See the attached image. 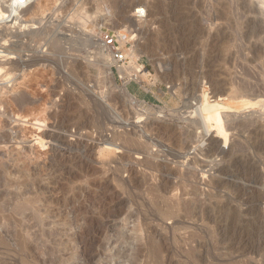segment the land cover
<instances>
[{
    "label": "rangeland",
    "instance_id": "374dc122",
    "mask_svg": "<svg viewBox=\"0 0 264 264\" xmlns=\"http://www.w3.org/2000/svg\"><path fill=\"white\" fill-rule=\"evenodd\" d=\"M31 1L35 15L0 21V92L14 109L30 98L13 172L33 169L38 199L0 264H264V0ZM108 33L135 51L130 71ZM220 98L225 130L207 137L195 110Z\"/></svg>",
    "mask_w": 264,
    "mask_h": 264
},
{
    "label": "bare ground",
    "instance_id": "6f19581e",
    "mask_svg": "<svg viewBox=\"0 0 264 264\" xmlns=\"http://www.w3.org/2000/svg\"><path fill=\"white\" fill-rule=\"evenodd\" d=\"M31 0H9L8 1V3H9V5H8V7L6 8L5 7V10H1L0 9V21L1 20H4V19H8V18H12L11 19V21H14L15 22V24H20L23 20H22V17H24L22 14H24V15H26V13H31L32 12V14H36L37 12H39L38 10L39 9H41V5H40V3L39 4H37L36 3V6L35 7H32L31 6V2H30ZM40 2H41V0H40ZM42 3V2H41ZM137 7V6H136ZM136 10V14L137 13H141V12H144L145 13V15H146V11H145V9H142V8H136L135 9ZM7 14H9V15H7ZM31 14V15H32ZM27 21V20H26ZM24 23H26L25 25H20V27L23 29V30H27V29H29L30 28V26L29 25H27L28 23H30V21L29 22H24ZM123 35V34H122ZM53 43V42H52ZM55 44V43H54ZM53 44V47L52 48H54V47H56L57 48V46L56 45H54ZM5 45V44H4ZM3 47V46H2ZM1 47V48H2ZM4 48V47H3ZM2 48V49H3ZM55 49V48H54ZM5 51V50H4ZM4 51L2 52L1 50H0V59H2V58H9L10 56H12V52L10 51V53H4ZM8 51V50H7ZM6 52V51H5ZM126 52V54L128 55V57H132L133 58V60L135 59V51L134 52H131V53H129L128 51H125ZM10 59V58H9ZM13 59H14V57H13ZM3 60V59H2ZM13 65V64H12ZM20 65V64H19ZM18 65V63L17 64H14V66H13V68H12V70H17L20 66ZM3 66V65H2ZM11 66V65H10ZM12 67V66H11ZM10 67V68H11ZM23 66H21V68H22ZM6 69V68H5ZM8 69V68H7ZM11 69H10V71H12ZM131 70V68L130 69H126L125 70V68L124 69H122V72L123 73H125V71H130ZM10 71H8L9 73H11ZM14 71V72H15ZM132 71H134L135 72V75L137 76V77H139L140 76V74H141V68L138 66V64L134 61V63H133V67H132ZM4 72V69L3 68H1L0 67V80H1V77L4 75H2V73ZM5 72H6V70H5ZM4 72V73H5ZM13 72V71H12ZM9 73H6L7 75H6V77H8V76H10V75H8ZM12 75V74H11ZM5 77V76H4ZM4 77H2V78H4ZM9 78H11V77H9ZM13 78V77H12ZM6 81H7V78H6ZM1 82H4V80H2ZM5 84H6V82H5ZM15 89V88H14ZM13 89V90H14ZM18 90V89H17ZM52 92V91H51ZM18 93V92H17ZM16 93V94H17ZM22 93V92H21ZM56 93V91H55V89L53 90V94H55ZM13 94V93H12ZM27 95V94H26ZM10 96V95H9ZM12 96V95H11ZM15 97V96H14ZM30 99V98H29ZM28 99V97H24L23 96V98H21V100L19 101L18 99H17V101H19V103H18V105H17V107L14 109L13 107H11V102L9 101V99H6V98H4V96H3V94H1V92H0V114H1V118H0V228H4V230L5 229H7L6 231H0V244H2V243H5V242H7L8 240H9V238L11 239V237H9L10 235H8V228L10 227V226H12V225H15L16 227L18 226V227H23L22 228V232L23 231H25V230H23V229H26L25 228V225L28 223V221H29V219L30 218H28V211L29 210H31V208H33V206L34 207H36L35 205L37 204V199H36V197L34 198H32V196L30 197L29 196V194H31L30 193V188H32V185H34L35 183L32 181V182H30V177H31V175L33 174L34 175V173H32L31 174V171L33 170V169H31V168H28L26 165V173L29 171V175H27L28 177H29V179H28V177L26 176V175H24V173H23V177L22 176H20L19 175V173L18 174H16V173H14L13 171H14V167H16V165H18V163L19 162H21V159L19 158L20 157V155L22 156V158H25V159H27L28 158V151H26V148L24 149L23 147H21L20 145H21V143L19 142V140H20V137H21V132L19 131V130H16L14 127H12V124H13V120H12V116H13V114H15V113H17V111L19 110H21L23 107H25V108H28L30 105H31V103L29 102L30 100ZM226 99V98H225ZM14 101H16V100H14ZM16 101V102H17ZM218 101H222V98H220V99H218L217 100V102H216V104L213 106V108H211V109H208V108H206L205 110H203V108H202V106L200 105V106H198V105H196V106H198L197 108H196V110H195V114L199 117V119H200V125H201V127H202V129H203V131L205 132L204 134H206V136L207 137H209V136H211L212 135V132H213V130H214V128H213V124H215L216 125V127L219 129V130H221V131H224L225 130V128H224V125H225V122H224V116H223V111L221 110L222 108H223V104L221 105V104H219V102ZM15 102V104H17ZM14 103V102H13ZM12 103V104H13ZM14 104V105H15ZM118 104V103H117ZM32 106H34L33 104H32ZM38 107V106H37ZM114 107V106H113ZM32 107L30 106V108H29V110L31 109ZM34 109V108H33ZM33 109H32V111H33ZM28 110V109H27ZM31 111V110H30ZM23 112H24V110H23ZM22 112V113H23ZM27 112V111H26ZM29 112V111H28ZM36 112V111H35ZM30 113V112H29ZM36 116V115H35ZM26 117V116H25ZM35 118V117H34ZM34 118H32V119H34ZM35 119H37V118H35ZM39 120V119H38ZM37 120V121H38ZM44 121V120H43ZM44 122H46V121H44ZM67 129V128H66ZM150 129V128H149ZM154 131V130H153ZM155 133V132H154ZM153 133V134H154ZM116 134V133H115ZM126 134V133H125ZM50 136V135H49ZM117 135H115L114 136V138H117L116 137ZM128 136V135H127ZM127 136H125V137H127ZM130 136V135H129ZM51 138H54L52 135L50 136ZM113 137V136H112ZM119 137V136H118ZM140 137V136H139ZM139 137H138V139H139ZM23 138V137H22ZM130 138L131 137H129V140H130ZM134 138V137H133ZM118 139H120V137L118 138ZM132 139V138H131ZM136 139V138H135ZM220 139H223L224 140V142H225V144L227 145V143H228V136L227 135H224V136H222V137H220ZM122 140H123V138H122ZM116 141H118V140H116ZM115 141V142H116ZM126 141H127V139H126ZM133 141H134V139H133ZM138 141H140V140H138ZM137 141V142H138ZM12 142H14V144L15 145H17L16 147H18V146H20V148H17L16 150H19V155H17V156H15V157H13V155H16L18 152L16 151V150H14V148H13V150L9 147L8 148V145L10 144V143H12ZM114 142V141H113ZM122 142V141H121ZM128 142V141H127ZM132 142V141H131ZM128 143H130V141L128 142ZM135 143V141L133 142V144ZM138 143H140L141 144V141L140 142H138ZM25 144V143H24ZM132 144V146H134ZM14 146V145H13ZM125 146V145H124ZM123 146V147H124ZM128 146L129 145H127V147L126 148H128ZM136 146H138V145H136ZM139 146H141V145H139ZM143 146H144V144H143ZM131 147V146H130ZM218 147V146H217ZM135 148H137V147H134V149ZM219 148V147H218ZM142 149V146L137 150H135V151H137V153H139V154H143V155H145V156H148L147 154H146V151L144 152V151H140ZM124 150V149H123ZM258 150L259 151H264V143H262V146L261 147H258ZM134 151V152H135ZM138 151H140V152H138ZM151 151V150H150ZM257 151V150H256ZM15 152H17L16 154H14ZM147 153H148V151H147ZM126 154V153H125ZM138 154V155H139ZM152 154V153H151ZM156 154V153H155ZM263 154H264V152H263ZM127 155V154H126ZM151 156V155H150ZM143 157V156H142ZM157 157V156H156ZM19 158V159H18ZM133 158V157H132ZM146 158V160H145V163H147L150 159H149V157L147 158V157H145ZM16 159V160H15ZM14 160V161H13ZM28 160V159H27ZM152 160V159H151ZM29 161V160H28ZM135 161V160H134ZM142 161V160H141ZM159 161V160H158ZM25 162H26V160H25ZM124 162V161H123ZM143 162H144V159H143ZM163 162V161H162ZM131 163V162H130ZM139 163V162H138ZM155 163V162H154ZM160 163H161V161H160ZM168 163V162H167ZM131 164H134V163H131ZM144 164V163H143ZM142 164V165H143ZM148 164V163H147ZM150 165L148 166L149 168L150 167H153V169H156V168H158L159 167V165H154L153 164V161H152V163L150 162L149 163ZM28 165H30V164H28ZM139 165H141V164H139ZM138 165V166H139ZM24 166V165H23ZM31 167V166H30ZM129 167V166H128ZM144 167H145V164H144ZM166 167V166H165ZM17 169V168H16ZM15 169V170H16ZM23 169V168H22ZM25 169V168H24ZM122 169V168H121ZM159 169V168H158ZM176 169V168H175ZM18 170V169H17ZM132 170H134V169H132ZM145 171H146V169H144ZM143 170V171H144ZM157 170V169H156ZM155 170V171H156ZM168 170V169H167ZM24 171V170H23ZM131 171V170H130ZM144 171V172H145ZM148 171V170H147ZM146 171V172H147ZM18 172V171H17ZM33 172V171H32ZM153 172H154V170H153ZM20 173H21V171H20ZM25 173V174H26ZM161 173V172H160ZM149 174V173H148ZM159 174V173H158ZM168 174H170V173H168ZM18 175H19V177H18ZM140 175V174H139ZM162 175H163V172H162ZM178 175V174H177ZM154 176V175H153ZM152 176V177H153ZM157 176V175H156ZM155 176V177H156ZM160 176V175H159ZM166 176H168V175H166ZM139 177V176H138ZM170 177V176H169ZM155 179V178H154ZM172 180V179H171ZM183 180V179H182ZM168 181V180H167ZM32 183V184H31ZM34 183V184H33ZM154 183V182H153ZM169 183V182H168ZM155 184V183H154ZM165 185V184H164ZM158 186V185H157ZM151 187V186H150ZM187 187V186H186ZM156 189H158V187L156 188ZM176 189V188H175ZM149 190V189H148ZM177 190V189H176ZM154 191V190H153ZM158 192V191H157ZM162 192V191H161ZM182 192V191H181ZM149 193H151V191L149 192ZM156 193V192H155ZM163 193V192H162ZM161 193V195H163ZM185 193V192H184ZM159 195H160V193H158ZM168 194V193H167ZM182 194V193H181ZM153 195H155V194H153ZM160 195V196H161ZM170 195V194H169ZM157 196V195H156ZM159 196V197H160ZM178 196V195H177ZM158 197V196H157ZM179 197H181L182 198V196H179ZM178 197V198H179ZM170 198V197H169ZM173 198V197H172ZM173 201H174V199H172ZM178 200H180V199H178ZM179 203V202H178ZM180 203H181V201H180ZM177 204V203H176ZM256 204V203H255ZM174 205V204H173ZM180 205L181 204H179V207H180ZM168 206V205H167ZM178 206V205H177ZM253 206V205H252ZM175 208V207H174ZM34 209V208H33ZM173 209V208H172ZM252 209V208H251ZM179 210H181V209H179ZM254 211H255V209H253ZM167 211V210H166ZM165 211V213L166 214H164V215H166L167 217H168V215H170V216H172V214H173V212L171 211V212H166ZM36 212H37V210H36ZM35 212V213H36ZM231 212V211H230ZM176 213V212H175ZM250 213V212H249ZM229 214V213H228ZM227 214V215H228ZM261 214V213H260ZM264 213H262L261 214V216L259 215V219H261V218H264V215H263ZM255 215V214H254ZM239 216H241V214H239L238 212H236V211H232L231 213H230V216L228 217L230 220H232V221H234L235 219H237ZM217 217H218V219H220V222H221V218L219 217V213L217 212ZM242 217V216H241ZM256 217V216H255ZM212 216L211 215H209V218H208V220L209 219H211L212 220ZM215 219V218H214ZM214 219H213V222H215L214 221ZM259 219H257L256 218V220H254V223L257 221H259ZM225 220H226V218H225ZM227 221H228V219H227ZM256 222V223H257ZM22 225H24V226H22ZM15 227V228H16ZM14 228V229H15ZM10 230V229H9ZM18 230V229H17ZM27 230V229H26ZM15 231V230H14ZM16 232V231H15ZM14 233V232H13ZM20 234H21V232H19ZM24 233V232H23ZM15 235H17V234H15ZM24 236V235H23ZM19 237V236H18ZM17 238V237H16ZM15 238V239H16ZM190 238V237H189ZM19 239V238H18ZM23 239V238H22ZM191 239V238H190ZM24 240V239H23ZM13 241V240H12ZM157 248V250H160V249H158V247H156ZM154 250L156 251V249L154 248ZM153 250V251H154ZM160 252V251H159ZM155 253V252H154ZM157 253V252H156ZM193 253V252H192ZM189 254H190V251H189ZM191 255H193V254H191Z\"/></svg>",
    "mask_w": 264,
    "mask_h": 264
},
{
    "label": "built area",
    "instance_id": "2783aa9c",
    "mask_svg": "<svg viewBox=\"0 0 264 264\" xmlns=\"http://www.w3.org/2000/svg\"><path fill=\"white\" fill-rule=\"evenodd\" d=\"M138 16H144L145 13L141 12V13H137ZM105 40H106V45L109 48L114 49L113 52V59L115 60V64H117V68H123L126 67L127 64V57L125 54V46H123L122 44V37H120V35L116 36V35H111V34H106L105 35Z\"/></svg>",
    "mask_w": 264,
    "mask_h": 264
}]
</instances>
